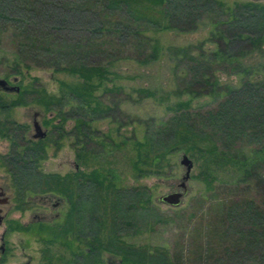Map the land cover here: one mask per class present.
Masks as SVG:
<instances>
[{
	"label": "rangeland",
	"instance_id": "obj_1",
	"mask_svg": "<svg viewBox=\"0 0 264 264\" xmlns=\"http://www.w3.org/2000/svg\"><path fill=\"white\" fill-rule=\"evenodd\" d=\"M224 1L233 6L238 0ZM67 3L71 5L82 3L83 8L89 7L90 10L98 7L103 14L104 25L110 28L115 26L116 18H121L119 14L110 13L101 1L97 3L96 0L75 2L67 0ZM214 28L213 23L205 21L188 31L147 30V34L158 37L163 45L160 57L147 63H141L136 58L144 56L149 48L138 42L134 35L122 36L119 31H112L114 33L105 31L102 35L92 36L78 34L70 29L55 31L50 38L43 40L44 45L55 47L52 52L45 50L30 52L25 49L24 53L20 54L14 34L11 33L12 29L8 28L0 34V77H6L11 84L20 86L19 92L0 89V128L3 129V126L7 125L13 128L9 136H3L2 133L5 131H0V185L5 186L12 196V202L4 206L6 215L0 223V245L3 232L7 245L5 253L0 252V264L24 263L28 256L32 257L33 264H122L121 254L112 250L103 249L99 258L98 255H92L91 260L86 256L85 253L89 250L86 232L100 227L99 223L91 218V208L101 215L94 213L100 218L101 239L109 240L107 233L110 230L115 232L117 229L115 235L119 234L123 244L145 246L151 252H154L156 247L167 249L170 255L169 264H222V260L225 264H264L257 259H240V256L226 250L231 240L225 231L226 224L223 218L226 204L252 196L264 206L263 190L260 191L252 183L236 184L234 181L243 171L239 169V163L232 159H229L231 162H226L228 158L221 156H217L220 162L213 160L211 155L218 152L210 155L208 152L202 153L199 147L190 151L181 147L168 154L161 172L141 174L134 164L137 153L136 141L144 140L151 130L147 121L152 118L156 121L168 119L176 111L177 102L180 100L190 98V110H205L218 104L221 97L212 94L191 96L187 92L181 95L175 93V89L182 88L183 78L189 77L191 70L184 62H188V59L181 60L182 53L172 54L168 50L170 45L187 46L201 42L207 50L216 48V44L207 39ZM81 61L93 65L106 64L109 69L103 84L93 91L102 103L104 114L101 112L92 118L91 137L88 139L82 134V141L79 143L76 142L77 136L74 134L76 125L74 116L61 123L59 110L47 109L39 100L38 89L44 87L47 92L56 95H61L65 91L69 94L70 91L61 83L62 80L74 84L80 77L58 67ZM242 61L249 66L261 63L263 66L257 67L259 71H264V55L261 52L256 51L242 58ZM27 63L29 67L26 66ZM223 71L225 70L222 68L216 71L221 80L235 85L242 83L243 74H227ZM141 88L152 90L154 94L141 91ZM66 99L67 103L65 102L61 109L63 114L71 107H77L81 100L69 99L68 96ZM17 100L26 102L14 103ZM36 111L41 113L39 119L45 120L43 128L47 132V136L40 139L45 145L46 156L35 163L36 170L45 174L66 176L65 180L82 178L86 185L83 192L86 194L87 191L89 194V188L96 187L90 182L92 178L89 174L94 168H98L101 172L98 180H104L103 189L104 184L108 183H114L115 189H124L122 196L126 209L124 214H119L118 209H112L113 193H109L108 196L101 198L99 203L101 208L98 204V208H95L92 202L85 206L88 210L82 208L81 236L77 237L75 231L68 232L66 236L63 234L55 236L49 232L62 226L71 202L66 201L54 208L51 203L57 201L55 195L49 198L38 197L36 193L47 191H32V187L26 192L25 199H18V189L14 186L15 178L10 172L12 164L6 155L12 153L15 148L21 150L25 143L40 141L33 139L35 133L33 118ZM49 119L50 122L46 125ZM59 124L63 126L64 135L63 130L60 131L59 126H56ZM207 129L210 130L211 127ZM214 138L220 147L227 146L223 137L214 134ZM250 146L256 145L241 144L247 153ZM80 147H85L87 151L84 160L77 158V149ZM93 151L96 152L94 155ZM183 152H187L194 162L188 181V193L178 205L158 201L161 194L178 188L186 169L180 162ZM77 171L82 172L83 175H80L82 177H76ZM205 176L214 179V188L210 191H207V182L203 179ZM36 179L37 177L33 178ZM27 181L32 182V179ZM137 187L141 190L144 188L142 202L153 206L149 211L130 207L131 202H134V189ZM150 194L151 203L145 199ZM44 198H47L49 206ZM37 210L39 213L59 211L60 215L48 216L45 221H35L34 225H27L26 223L30 224L31 220L36 218L34 213H37ZM127 219H135L134 224L124 221ZM115 221L118 225L114 223ZM42 223L44 228L39 230L35 225ZM19 225L23 227L17 228Z\"/></svg>",
	"mask_w": 264,
	"mask_h": 264
},
{
	"label": "trees",
	"instance_id": "obj_2",
	"mask_svg": "<svg viewBox=\"0 0 264 264\" xmlns=\"http://www.w3.org/2000/svg\"><path fill=\"white\" fill-rule=\"evenodd\" d=\"M96 1L103 2L110 13L121 16L115 19V26L110 28L104 25L103 14L98 7L90 10L89 7L83 8L82 3L71 5L67 3V0L66 3L65 0H0V34L8 28L12 29L11 33L14 34L20 54L24 53L25 49L30 52L35 50L52 52L55 47L44 45L43 40L50 38L55 31L62 32L70 29L78 34L91 36L102 35L105 31H119L122 36L134 35L138 42L149 48L144 56L136 58L141 63H147L158 59L163 48L160 39L147 34V30L188 31L205 21L213 23L215 28L207 39L214 42L216 48L207 50L201 42L187 46L170 45L168 50L172 54L182 53L181 60L184 61V58H187L188 62H184L191 70L189 77L183 78L182 88L175 89V93L181 95L187 92L191 96L212 94L221 97L218 104L205 110H190L191 99L180 100L177 102L176 111L168 119L156 121L152 118L147 121L151 130L144 140L136 141L137 153L134 164L141 174L161 172L169 153L181 147L186 151L199 147L204 154L208 152L211 155L213 152H218L211 155L213 160L220 162L217 156H221L228 158L226 162H231L229 159H232L235 163H239V169L243 171L234 180L236 184L252 183L264 192V71L261 72L258 69L263 65L259 63L249 66L242 61V58L256 51L264 55V0H238L233 6L224 0ZM26 66L29 67V63ZM219 68L225 70L223 72L227 74H243L242 83L235 85L221 80L216 73ZM58 69L78 74L80 80L74 84L62 80L61 83L68 87L69 94L65 91L61 95H56L47 92L44 87L40 88L38 89L39 100L47 109L59 110L61 123L74 116L76 120L74 134L77 136L76 142L80 143L82 134L88 139L91 137L92 118L98 113L104 114L102 103L93 91L103 84L109 68L106 64L93 65L81 61L58 67ZM140 90L154 94V91L146 88ZM67 96L69 99L81 98V100L77 107L73 106L63 114L61 109L65 102L67 103ZM17 102L22 103L26 100H17L14 103ZM49 122L50 119L47 120V123ZM56 126H59L60 131L63 130L64 135L63 126L60 124ZM0 131H5L2 133L3 136H9L13 128L7 125V127L3 126V129L0 128ZM214 134L223 137L227 146L220 147L215 141ZM241 144L256 146H250L247 153L244 152L245 147H241ZM88 149H90L89 146ZM86 153L85 147L78 148L77 158L84 160ZM92 153L94 155L96 152ZM45 156L46 148L40 140L25 143L21 150L15 148L12 153L6 155V158L12 164L10 172L15 178L14 186L18 189L19 200L25 199L26 192L31 190V187L32 191H53L69 198L71 206L62 226L60 225L57 230H50L49 234L66 236L68 232L75 231L77 237L81 236L83 233L80 228L82 208L84 209L90 202L98 208L97 204L99 206L101 198L108 196L109 193H113L111 195L112 209H118L119 214H124L126 210L122 201L124 189H115L114 183L104 184L103 189L104 180H98L101 174L98 168H94L89 174L92 178L90 182L96 187L89 188L90 193L87 194L86 191L85 194L83 192L85 183L82 178L65 180L62 175L45 174L36 170L35 163ZM75 174L76 177L83 175L80 171ZM34 177H37L35 181H27ZM203 179L207 182V191L212 190L214 179L209 176ZM134 190V202H131L130 207L135 210L142 208L145 211L153 208L152 205L142 202L141 195L145 191L144 188L141 190L137 187ZM145 199L151 203V194ZM92 211L91 208V218L95 219L101 227L100 218L94 215L98 211ZM223 215L225 231L231 238L226 247L227 252L232 251L243 260L257 259L264 263V206L256 198L247 196L226 204ZM135 219L124 221L134 224ZM114 223L118 225L117 221ZM22 227L19 225L17 228ZM36 227L43 230L44 224H37ZM100 227L86 232L89 250L85 254L89 256V260L93 258L92 255H98L99 258L101 250L107 249L121 254L122 264H169L170 255L167 249L156 247L154 252H151L145 246L123 244L119 234L115 235L117 229L115 232L110 230L107 233L109 240L105 241L101 239ZM78 253L80 254L81 251ZM222 264H225L224 260Z\"/></svg>",
	"mask_w": 264,
	"mask_h": 264
},
{
	"label": "water",
	"instance_id": "obj_3",
	"mask_svg": "<svg viewBox=\"0 0 264 264\" xmlns=\"http://www.w3.org/2000/svg\"><path fill=\"white\" fill-rule=\"evenodd\" d=\"M0 89L5 90V91L19 92L20 86L11 84L10 81L6 77H0ZM34 127H35L34 137H39V136L43 137L46 134V131L42 129V126L38 120L34 122ZM180 162L181 164L185 166L186 169H185L184 174L181 177V181L179 183L178 188L172 191H169L167 193L161 194L158 197V201L173 204V205H178L182 203L183 197L188 193L189 191L188 181L191 178V170H192L194 162L187 152H183L181 154ZM6 200L7 199H3L1 200V202L4 203ZM1 211H2V207H0V223L2 222V219L4 217ZM1 245L2 247L4 246V241L2 242Z\"/></svg>",
	"mask_w": 264,
	"mask_h": 264
},
{
	"label": "flooded vegetation",
	"instance_id": "obj_4",
	"mask_svg": "<svg viewBox=\"0 0 264 264\" xmlns=\"http://www.w3.org/2000/svg\"><path fill=\"white\" fill-rule=\"evenodd\" d=\"M20 91V90H19ZM41 117V113L39 112V111H36L35 112V114H34V118H33V124H34V122L36 121V120H38L39 121V123L41 124V126H42V129L43 130H45L44 128H43V126L45 125V120L43 121V118L42 119H39ZM47 123V122H46ZM49 123H47L46 125H48ZM35 128V127H34ZM34 134L35 133H33V137H34ZM45 136H47V132H46V134L43 136V137H41V136H39V137H34L33 139H35V140H37V139H42V138H44ZM65 177L66 176H63V178L65 179ZM32 181H35V180H33L32 179ZM11 187H13V186H9V188H11ZM85 188H86V185H85ZM36 194H38L37 196L38 197H52L53 195H55L56 197H57V201H53L52 203H51V206L53 205V207L54 208H56V207H59V206H61V205H63L66 201H68V202H70V200H69V198L68 197H64L63 195H60V194H58L57 192H45V193H36ZM35 194V195H36ZM40 195V196H39ZM26 196H27V194H26ZM33 196V195H32ZM34 197V196H33ZM3 199H7L4 203H2L1 202V200H3ZM30 199H31V197H30ZM27 200L28 201H30L28 198H27ZM47 200V198H44V201L46 202V203H48V206L50 205L49 204V202H47L46 201ZM32 201V200H31ZM12 202V196L8 193V191H7V188L5 187V186H3V185H0V207H2V211H1V213L4 215V217H5V215H6V212H5V207L4 206H6V205H8V204H10ZM27 202V201H26ZM69 204V203H68ZM35 215H36V218H34V219H36V220H31L32 221V223H30V224H28V223H26L27 225H34L35 224V221H37V222H41V221H45L47 218H48V216L49 217H54V216H59L60 215V212L59 211H56V213H52V212H47V211H43V212H40L39 213V211L37 210V213H34ZM4 217H3V219H2V221L4 220ZM36 226V225H35ZM4 239H3V238ZM2 237H1V244H2V242L4 241V246L2 247V245H0V252L1 253H5V251H6V247H7V245H6V241H5V232H3V234H2ZM19 264H33L32 263V257L31 256H28V259L26 260V261H24V263H19Z\"/></svg>",
	"mask_w": 264,
	"mask_h": 264
}]
</instances>
